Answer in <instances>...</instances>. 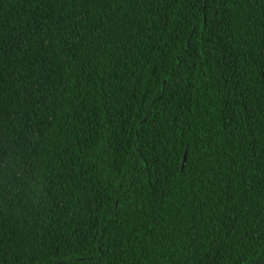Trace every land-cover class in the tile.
<instances>
[{
    "label": "trees",
    "instance_id": "obj_1",
    "mask_svg": "<svg viewBox=\"0 0 264 264\" xmlns=\"http://www.w3.org/2000/svg\"><path fill=\"white\" fill-rule=\"evenodd\" d=\"M0 264H264V0H0Z\"/></svg>",
    "mask_w": 264,
    "mask_h": 264
},
{
    "label": "water",
    "instance_id": "obj_2",
    "mask_svg": "<svg viewBox=\"0 0 264 264\" xmlns=\"http://www.w3.org/2000/svg\"><path fill=\"white\" fill-rule=\"evenodd\" d=\"M183 161H184V158L182 159V162H181V167H182Z\"/></svg>",
    "mask_w": 264,
    "mask_h": 264
}]
</instances>
